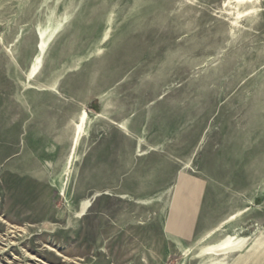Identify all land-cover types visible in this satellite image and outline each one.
<instances>
[{"label":"rangeland","instance_id":"1","mask_svg":"<svg viewBox=\"0 0 264 264\" xmlns=\"http://www.w3.org/2000/svg\"><path fill=\"white\" fill-rule=\"evenodd\" d=\"M0 264H264V0H0Z\"/></svg>","mask_w":264,"mask_h":264},{"label":"bare ground","instance_id":"2","mask_svg":"<svg viewBox=\"0 0 264 264\" xmlns=\"http://www.w3.org/2000/svg\"><path fill=\"white\" fill-rule=\"evenodd\" d=\"M87 113L83 112L81 113L80 117H79V123L76 126L77 128V136L75 139V143L77 145V142L79 141V139L81 138V135L83 133V129L85 127V125H87ZM230 221V219H229ZM234 243L232 240H228L225 242H222L220 244H217L215 246H212L211 248L205 250L204 252L207 253L208 255L212 256H221V255H226L228 253L231 252V250L233 249Z\"/></svg>","mask_w":264,"mask_h":264},{"label":"crops","instance_id":"3","mask_svg":"<svg viewBox=\"0 0 264 264\" xmlns=\"http://www.w3.org/2000/svg\"><path fill=\"white\" fill-rule=\"evenodd\" d=\"M182 182H183V181H182ZM183 184H184V182H183ZM249 257H250L249 259L251 260V259H252L251 256H249Z\"/></svg>","mask_w":264,"mask_h":264}]
</instances>
